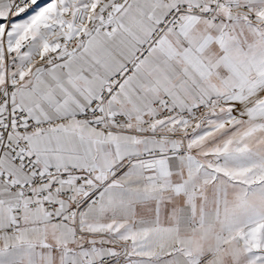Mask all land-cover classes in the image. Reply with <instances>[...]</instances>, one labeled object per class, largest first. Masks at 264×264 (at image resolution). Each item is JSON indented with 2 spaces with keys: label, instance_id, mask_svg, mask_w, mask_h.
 Here are the masks:
<instances>
[{
  "label": "snow or ice",
  "instance_id": "snow-or-ice-1",
  "mask_svg": "<svg viewBox=\"0 0 264 264\" xmlns=\"http://www.w3.org/2000/svg\"><path fill=\"white\" fill-rule=\"evenodd\" d=\"M0 264H264V0H0Z\"/></svg>",
  "mask_w": 264,
  "mask_h": 264
}]
</instances>
